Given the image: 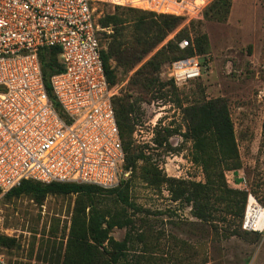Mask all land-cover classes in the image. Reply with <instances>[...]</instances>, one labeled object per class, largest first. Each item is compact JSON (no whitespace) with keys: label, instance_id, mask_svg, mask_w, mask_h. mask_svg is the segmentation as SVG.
I'll use <instances>...</instances> for the list:
<instances>
[{"label":"rangeland","instance_id":"obj_1","mask_svg":"<svg viewBox=\"0 0 264 264\" xmlns=\"http://www.w3.org/2000/svg\"><path fill=\"white\" fill-rule=\"evenodd\" d=\"M224 1L230 4L226 16L215 15L216 10L211 9L203 19L168 34L132 72L119 68L114 96L137 101L133 141L138 149L145 151L161 177L185 183L205 182L203 170L193 162V144L185 137V108L205 100H227L242 162L240 170L226 173L227 184L236 189L232 182L239 184L246 179L264 206V0ZM115 12L106 4L97 7L99 20ZM143 18L151 24L145 33L152 36V23L161 20L149 13ZM127 31L133 34L132 29ZM184 36L193 41L192 49L180 48ZM203 37L206 44L199 47L198 40ZM186 54L198 56L201 78L182 84L156 83L148 91L137 89L135 84L141 77L135 81L132 77L148 62L164 64L163 71L175 57ZM165 130L172 134L169 151L156 143L157 138L164 139ZM142 167L140 163L132 172L124 169L120 183L112 188L128 194L131 207L119 203L116 194L98 203L128 216L129 227L116 228L111 235L123 241L130 234V259L140 257L142 264H264V234L246 231L244 237H228L226 231L235 229L237 221H199L191 204L173 199L175 186L171 189L166 183L154 187L143 181ZM77 199L74 194H48L38 203L31 196L8 198L1 193L0 237L15 241L11 248L0 245L8 264H61ZM243 221L244 217L241 229L245 231Z\"/></svg>","mask_w":264,"mask_h":264},{"label":"built area","instance_id":"obj_2","mask_svg":"<svg viewBox=\"0 0 264 264\" xmlns=\"http://www.w3.org/2000/svg\"><path fill=\"white\" fill-rule=\"evenodd\" d=\"M214 1L0 0V192L24 181L105 190L120 183L126 154L101 56L105 29L98 5L183 18L188 24L203 19ZM190 47L193 41L180 42L182 50ZM49 48L60 50L63 67L50 79L60 111L46 91L40 60ZM160 75L175 84L195 81L202 65L194 55ZM232 185L248 194L242 228L264 234V206L246 179ZM0 264H8L1 250Z\"/></svg>","mask_w":264,"mask_h":264},{"label":"trees","instance_id":"obj_3","mask_svg":"<svg viewBox=\"0 0 264 264\" xmlns=\"http://www.w3.org/2000/svg\"><path fill=\"white\" fill-rule=\"evenodd\" d=\"M229 8V2L215 0L206 10L205 15L209 10L215 9V15L226 16ZM115 9V13L107 14L99 20L101 28L109 31V33L102 32L101 43L104 47L101 56L105 75L112 90H115L119 84V68L126 73L132 72L156 45L161 43L168 34L180 29L186 21L183 18L157 16L131 8L115 7ZM120 10H122L121 13H119ZM145 13L159 17L161 20L159 24L152 23L155 24L151 27V29L154 28L152 36L145 33L151 25L145 21L146 18H143ZM128 29H132V35L128 33ZM185 39L189 40V37L180 38L181 41ZM197 44L199 47H204L206 38H200ZM189 49L192 48L186 50ZM192 56L194 55L177 56L173 62ZM40 60L46 91L56 109L60 111L50 85L51 77L63 70L60 50L58 48L44 49L40 53ZM113 62L117 65L113 66ZM163 67L164 64H157L155 60H152L135 72L132 77L134 81L141 77L136 81L137 89L148 91L156 83H173L161 80L160 74ZM154 75L157 79H154ZM112 104L126 154L124 164L126 172L136 170L138 165L143 163L142 180L154 187H160L166 183L170 184L171 189L175 186L176 188L172 190L173 199L175 201L183 199L191 204L196 219L214 223L228 221L229 218V220L237 221L238 225L235 229L226 231L228 237L241 238L248 235L241 229L248 194L230 188L226 181L227 172H237L242 168L235 126L227 100L224 98L205 100L192 104L184 110L187 121L185 137L193 144V162L203 170L204 183H185L161 177L158 167L149 161V156L143 149L139 150L133 141L138 121L135 114L139 110L137 101L131 103L127 98L114 96ZM171 135L170 130H165L164 139L156 140L158 146L165 145L169 151ZM48 194L78 196L61 264H142L140 257L137 259L128 257L130 234H127L123 241H116L111 235L116 228L129 227L128 216L98 205L100 199L116 194V200L119 203L131 207L128 194L121 191V188L105 190L89 185L56 183L45 185L24 181L19 187L7 192L6 196L8 198L31 196L41 203ZM251 234L260 235L255 232ZM14 244V240L0 237L2 247L11 248Z\"/></svg>","mask_w":264,"mask_h":264},{"label":"bare ground","instance_id":"obj_4","mask_svg":"<svg viewBox=\"0 0 264 264\" xmlns=\"http://www.w3.org/2000/svg\"><path fill=\"white\" fill-rule=\"evenodd\" d=\"M250 212H251V210H250ZM253 214H256L255 212H252ZM256 216V215H255Z\"/></svg>","mask_w":264,"mask_h":264}]
</instances>
